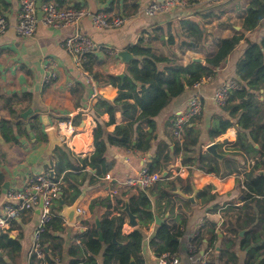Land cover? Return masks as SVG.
Listing matches in <instances>:
<instances>
[{
  "label": "crops",
  "instance_id": "obj_1",
  "mask_svg": "<svg viewBox=\"0 0 264 264\" xmlns=\"http://www.w3.org/2000/svg\"><path fill=\"white\" fill-rule=\"evenodd\" d=\"M36 1L40 3L44 0ZM161 1L164 0H66L64 6L76 5L91 13L104 11L109 15L123 16L126 20L122 27L105 30L95 29L87 17L80 21V32L98 47L86 57L83 63L87 66L85 70L83 65L80 69L73 64L71 56L62 45L70 28L49 29L39 24L32 37L22 38L14 28L19 10L18 0H0V11L8 23L7 30L0 36V107L5 98L20 97L28 93L31 95L29 105L17 98L13 102H16L15 108L19 115L28 109L32 110L25 119L19 116L21 121H25L27 134L19 136L13 128L18 143H0V173L3 176L1 187L9 190L20 188L37 174L53 171L56 148H65L75 158L91 155L94 151L93 130L97 123L106 132L112 133L116 125L125 122L117 112L114 123L107 124V113L97 114L93 108L96 96L106 100H112L116 96L117 89L104 82L106 76H125L127 64L118 56L120 51H128L129 46L143 39L155 56L168 58L183 66L193 62V59H201L200 64L204 65L205 58L217 49L219 40L238 34L244 37L223 63L214 69L213 77L201 81L198 87L187 88L153 117L155 139L149 151H132L107 144L103 170L99 176L94 177L93 183L89 184V179L95 171L89 168L69 171L66 178L63 177L64 174L56 178L61 179L66 200L60 196L55 201L59 203L58 200L61 199L63 204L70 205L83 192L76 208L85 211V215L78 216L74 224L67 223L61 217V230L53 232L55 240L47 242L50 250H53L52 254H59L56 257L58 264H67L68 246L78 244L77 236L86 228L81 223L85 220L94 223L96 218L99 220L102 214L110 211L105 204L100 206L99 203L89 210L91 201L103 200L105 203L113 185L125 178L134 177L143 165L147 166L158 147L162 149L167 146L172 151L174 142L183 140L184 132L178 140L172 133V125L193 95H198L203 104L200 115L193 121V125L201 133L196 148L199 152L198 163L190 168L181 163L180 155L175 157L168 169L163 171L167 172L166 176L163 177L161 172V179L146 193L168 191L174 194L178 188L182 194L190 196L195 191V204L176 195L172 216L169 217L168 212H163V199L152 195L153 219L157 216L162 222H168L175 229L181 230L176 253L181 258V264L186 263L190 239L195 241L199 253L208 252L209 264H258L260 260L258 255L262 254L263 249H258V246L264 242V196L259 204L254 203L250 207H245L242 200L245 191L243 176L250 169L254 158L231 156L238 128L237 117L229 116L223 107L216 106L212 97L218 86L229 80L237 81L235 69L246 47L245 40L259 41L264 34V20L253 31L243 29V18L250 0H188L185 6L174 7L154 16L145 15L144 8L149 3ZM187 21L195 22L203 32L202 39L196 42L192 50L181 45L187 35ZM131 57L134 58L133 55ZM163 66L164 64L159 65L160 68ZM50 72L56 73V79L43 83L44 77ZM83 72L90 75L93 86L85 84ZM262 99L263 97H259V100ZM236 103L234 101L228 105ZM43 115L47 116L49 126L56 127L57 132L64 136L62 146L56 147L50 155L45 153L47 141L44 131L48 126L41 123L40 117ZM0 118H9L5 109L0 110ZM218 118L229 120L232 125L219 136L209 139L208 129ZM28 121L34 123L35 129L29 128L26 123ZM67 122L71 123V128H68ZM140 127L144 130L147 128L145 124ZM212 143L218 144L217 152L223 154V159H217L206 151V146ZM254 147L258 148L257 145ZM228 158L234 159L238 173H235ZM260 167L264 169L263 165ZM261 172L264 173L262 169ZM106 175L111 180L105 179ZM137 191L126 189L125 196ZM110 198L113 202L114 197ZM4 202L1 195L0 211ZM59 205L61 206L60 203ZM110 212L111 215L117 214L115 210ZM124 216L123 233L139 226L137 218V225L132 227L128 225L125 212ZM38 218L39 211L35 209L0 230L2 244V237L7 236L16 240L20 247L18 253L12 251L11 245L0 248V258L6 264H36L35 260L31 261L29 252L32 232ZM155 228L153 220L142 229L145 235L141 249L143 264H158L153 248L149 245ZM54 245L59 247L54 248ZM97 260L101 263L100 256ZM43 264L47 262L44 261Z\"/></svg>",
  "mask_w": 264,
  "mask_h": 264
},
{
  "label": "trees",
  "instance_id": "obj_2",
  "mask_svg": "<svg viewBox=\"0 0 264 264\" xmlns=\"http://www.w3.org/2000/svg\"><path fill=\"white\" fill-rule=\"evenodd\" d=\"M52 1L59 7H63L66 0H44ZM74 6V5H73ZM79 8L78 6H74ZM264 20V0H250L246 8V14L243 18V29L245 31L255 30ZM187 35L181 45L192 50L196 42L202 39L203 32L199 26L192 21L185 22ZM241 40H244L242 34L233 35L219 40L217 49L205 58V64L189 62L183 66L173 63L165 57H158L151 53V48L139 39L135 44L128 47L129 53L134 58L126 65L125 76H106V84L114 86L117 90L116 96L112 100H106L101 96H96L97 101L93 108L95 113H107L109 120L107 124L114 123V116L119 112L125 121L116 125L112 133L106 132L104 127L98 123L93 130L94 151L91 155L84 158H75L71 156L65 148H56L54 156L56 162L53 166L54 179L61 174L66 178L69 171H78L89 168L95 173L89 179V184L93 183L94 177L99 176L105 164L104 154L106 145H111L126 150L147 152L151 149L155 139V122L153 117L164 108L168 102L182 95L187 88L199 83L203 78L213 77L214 69L218 68L227 56L234 50ZM246 41V47L242 57L236 64L235 76L237 78L238 88L229 93L226 104L223 109L228 111L229 116L237 117L236 140L233 144L232 157L242 156L244 158H254L250 169L244 173L243 187L245 189L242 200L245 207L252 204H259L264 196V173L261 172L264 167V34L258 42ZM164 64L162 68L159 65ZM86 64L83 69L86 70ZM262 91V92H260ZM259 97H263L259 100ZM17 98L30 104L31 95L22 94L20 97L12 96L5 98L0 110L7 112L9 118H0V134L5 143H18L13 133L16 129L19 136L26 135L25 121H21L15 108ZM237 101L234 105H228L230 102ZM194 121V120H193ZM193 121L184 127V137L181 142L175 141L173 149L170 151L167 146L157 148L154 151L151 161L147 164L150 172H163L168 169L172 160L181 156V163L194 168L198 163L200 130L193 125ZM144 122V123H143ZM30 129H35L32 121L26 122ZM146 125V130L140 126ZM229 120L222 118L216 119L215 123L208 129L209 139L219 136L231 126ZM257 145L258 148H255ZM233 166L235 173H238L234 165V159L228 158ZM3 182V176L0 173V186ZM126 190H119L118 194L111 202L110 197L103 200H93L89 205L92 210L94 204L99 203L110 209L115 210L117 214L111 215L110 211L105 212L99 217V227H96L93 221L85 220L81 224L86 227L78 234V244H70L67 248V264H143L141 249L145 235L143 227L153 222V212L151 205L152 195L163 199L164 210L168 216H172L176 195L168 191L148 194L138 190L134 194L126 195ZM61 197L66 200V192L62 190ZM125 204L129 211L139 221V226L128 233L122 232V226L125 222L124 212ZM60 205L55 201L51 207V219L45 226L40 237V243L43 250V258L38 259L34 255L30 256L31 261L36 264H58V256L52 254L53 250L48 247L47 242L55 240L53 232L61 230L62 218L58 215ZM90 223V225H88ZM101 236V240L99 239ZM182 235L181 230L175 229L168 222H162L156 225L155 231L149 245L153 248L156 257L163 254H174L179 249V239ZM3 244L0 242V248H6L9 245L13 247V252H19L20 247L16 240H11L3 236ZM59 245H54V248ZM258 249H263L258 264H264V242ZM101 257V263L97 257ZM57 257V258H56ZM0 264H6L0 258Z\"/></svg>",
  "mask_w": 264,
  "mask_h": 264
},
{
  "label": "built area",
  "instance_id": "obj_3",
  "mask_svg": "<svg viewBox=\"0 0 264 264\" xmlns=\"http://www.w3.org/2000/svg\"><path fill=\"white\" fill-rule=\"evenodd\" d=\"M188 0H164L161 2H151L144 8L147 16H154L158 13H164L174 7L187 5ZM18 15L15 24V32L22 38L32 37L39 24L49 29H60L68 27L70 33L63 39V47L73 60V64L82 69L86 57L95 51L97 45L79 30V23L85 17L89 18L92 26L97 30L113 29L122 27L126 20L120 15H109L104 11L89 12L84 8H75L69 6L59 7L52 1L36 0H18ZM8 23L5 15L0 11V36L7 30ZM56 73H48L43 83L56 79ZM210 77L203 78L207 80ZM85 84L93 86V80L87 72H83ZM196 83L192 87H198L201 83ZM238 88L235 80L218 86L213 94L212 100L218 107L226 104L229 93ZM95 91V90H94ZM203 104L198 95L191 96L185 110L176 117L172 125L173 135L180 140L184 132V127L196 119L202 111ZM68 128L71 123L67 122ZM161 173L150 172L147 166L143 165L134 177H128L116 183L109 190L110 196L117 195L119 190L134 189L146 192L155 186L161 179ZM105 179L111 180L109 175ZM62 184L61 179H54L49 172H43L29 178L25 184L15 190L3 189L0 186V197L3 195L4 203L0 211V230L5 229L9 223L17 220L21 215L37 209L39 218L31 236V246L29 255H34L42 259L44 254L40 243V237L45 226L51 219L50 207L52 202L61 196ZM41 202V207L39 203ZM78 216L83 217L85 211L77 208ZM208 252L199 253L198 247L193 239L187 244V256L185 264H209ZM158 264H181V258L176 254H163L157 257Z\"/></svg>",
  "mask_w": 264,
  "mask_h": 264
},
{
  "label": "water",
  "instance_id": "obj_4",
  "mask_svg": "<svg viewBox=\"0 0 264 264\" xmlns=\"http://www.w3.org/2000/svg\"><path fill=\"white\" fill-rule=\"evenodd\" d=\"M118 56L120 57L121 61L125 64H128L131 60L132 57L131 55L128 53L127 50H122L118 53ZM193 62H197L200 63L201 59H193ZM118 77L123 78L124 75L121 74ZM32 112L31 109H28L27 111L21 113L19 116L23 119L27 118L28 115H30ZM41 123L43 126H48L46 128V130L44 131V136L46 138L47 141V148L45 153L46 154H51L54 149L56 147H60L62 146V142L64 141V136L60 135L57 132V128L54 126H49V121L47 119L46 115H43L40 117ZM3 138L1 137L0 134V143H3ZM217 143H212L206 146V151H208L212 156H214L217 159H223V154H219L217 152ZM167 172H163L162 176L165 177ZM50 176L53 177L54 172L51 170L49 172ZM4 188H6V186H4ZM195 191L193 192L192 195L187 196L182 194L179 189L177 188L176 192H174L175 195H178L182 198H184L185 200H187L188 202H190L191 204H195L194 202V196H195ZM83 196V192L72 202V204L70 205H65L63 204V201L61 199H59V203L61 204V211L59 212V216L63 217L65 219V221L69 224H74L76 218L78 217V212H77V205L79 203V201L81 200ZM39 206L41 207V202L39 203ZM123 211L125 212L127 219H128V225L134 227L137 225V221L135 220V216L129 211L128 205L125 204ZM96 227H99V220L96 218L94 221ZM154 223L155 225H159L160 223H162V220L157 217L154 216ZM99 239L101 240V236L99 235Z\"/></svg>",
  "mask_w": 264,
  "mask_h": 264
}]
</instances>
